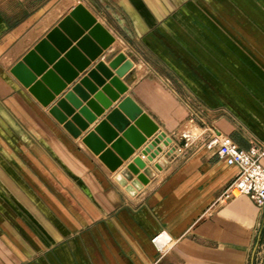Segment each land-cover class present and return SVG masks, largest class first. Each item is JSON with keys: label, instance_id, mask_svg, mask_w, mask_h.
Segmentation results:
<instances>
[{"label": "crops", "instance_id": "crops-1", "mask_svg": "<svg viewBox=\"0 0 264 264\" xmlns=\"http://www.w3.org/2000/svg\"><path fill=\"white\" fill-rule=\"evenodd\" d=\"M79 4L114 41L96 59L79 49L84 70L51 43L76 76L39 56L67 86L46 107L12 68ZM121 54L134 62L120 77L128 90L105 108L85 89L83 105L104 110L93 123L67 101L68 120L88 124L73 136L50 109L99 62L117 76L109 65ZM125 98L173 141L153 160L106 142L122 162L112 170L84 137ZM214 132L244 150L264 144V0H0V264H262L264 212L245 195L217 202L239 169L207 148ZM136 158L147 182L128 169Z\"/></svg>", "mask_w": 264, "mask_h": 264}, {"label": "water", "instance_id": "water-1", "mask_svg": "<svg viewBox=\"0 0 264 264\" xmlns=\"http://www.w3.org/2000/svg\"><path fill=\"white\" fill-rule=\"evenodd\" d=\"M62 31L78 41L76 47L71 48L72 44L63 35ZM85 31H88L87 35ZM93 41H96L100 48ZM113 41L114 37L108 30L97 21L96 17L84 5L79 4L69 16L60 22L57 28L48 34L47 38L43 39L36 45L34 50L25 56L23 61L12 68V73L44 106L48 107L54 101L56 95L61 94L67 87L54 71L67 80H72L76 76V72L70 69L64 59L60 58L61 55L55 51L51 43L66 52L65 57L78 63L77 67L84 70L89 65V61L84 59L79 49L86 53L89 58L96 59L102 53V48L109 47ZM39 56L48 62L58 61L53 68L54 71L50 70ZM133 66L134 62L131 59H126L124 54L119 55L109 65L111 69L116 70L117 76H114V73L104 62H99L93 70H90L86 78H83L79 84L73 87L72 92L66 93L64 98L60 99L50 109V112L59 122L64 124V127L73 136L79 137L82 130L87 129L88 124L79 115L68 120V116L73 115L74 110L70 108L67 101L75 108L80 109L79 113L88 122L93 123L97 119V114L103 113L104 110L99 108L93 100H90L86 106L83 105L82 99L88 101L90 98L85 89L94 93V98L100 101L105 108H108L113 101L120 97V93H125L128 90L127 85L120 80V77L125 76ZM36 74L42 75L41 80H37ZM106 78L110 79L109 84L106 83ZM99 86L103 87L102 91H99ZM120 110L134 123L131 124L130 121L126 120ZM111 123L123 129V138L129 144L123 138H118L117 132L113 129ZM158 131L159 125L146 112H143L131 98H125L120 103L119 108L114 109L106 120L100 122L94 131L84 137V142L92 151L100 154L101 159L112 170H115L122 162L116 159L110 150L106 149V142H112V147L123 159H128L134 149L143 147L142 153L149 160H153L173 141L166 132ZM149 137H152V140L148 142ZM145 166L146 163L143 160L136 158L133 163L128 165V169L137 174L141 181L147 182L145 174L140 173V169Z\"/></svg>", "mask_w": 264, "mask_h": 264}, {"label": "built area", "instance_id": "built-area-1", "mask_svg": "<svg viewBox=\"0 0 264 264\" xmlns=\"http://www.w3.org/2000/svg\"><path fill=\"white\" fill-rule=\"evenodd\" d=\"M198 118L194 113L191 120ZM186 139L189 137L185 135ZM209 150H216L217 154L228 164L238 167L234 181L219 195L217 202L224 203L240 196L250 197L258 209L264 212V144L259 140H252L248 150L241 149L233 139L220 132H214L206 144ZM160 235L153 241L158 244ZM159 245V244H158Z\"/></svg>", "mask_w": 264, "mask_h": 264}, {"label": "bare ground", "instance_id": "bare-ground-1", "mask_svg": "<svg viewBox=\"0 0 264 264\" xmlns=\"http://www.w3.org/2000/svg\"><path fill=\"white\" fill-rule=\"evenodd\" d=\"M168 243H170V237H167L164 234H161L160 238L158 239L159 246L163 248Z\"/></svg>", "mask_w": 264, "mask_h": 264}, {"label": "rangeland", "instance_id": "rangeland-1", "mask_svg": "<svg viewBox=\"0 0 264 264\" xmlns=\"http://www.w3.org/2000/svg\"><path fill=\"white\" fill-rule=\"evenodd\" d=\"M195 122H193L192 124H194ZM197 134H200V131H195ZM194 131L192 132L193 134H196ZM191 133V132H190ZM259 247H260V249H259V251H261V252H263V254H264V244H262V241H260V243H259ZM260 259H262V258H260ZM264 260V259H263ZM262 264H263V262H262Z\"/></svg>", "mask_w": 264, "mask_h": 264}]
</instances>
